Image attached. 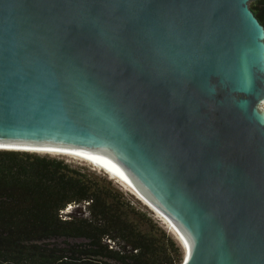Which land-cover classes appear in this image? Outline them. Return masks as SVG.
Masks as SVG:
<instances>
[{
    "label": "water",
    "instance_id": "95a60500",
    "mask_svg": "<svg viewBox=\"0 0 264 264\" xmlns=\"http://www.w3.org/2000/svg\"><path fill=\"white\" fill-rule=\"evenodd\" d=\"M254 1L0 0V146L100 168L182 264H264Z\"/></svg>",
    "mask_w": 264,
    "mask_h": 264
},
{
    "label": "trees",
    "instance_id": "16d2710c",
    "mask_svg": "<svg viewBox=\"0 0 264 264\" xmlns=\"http://www.w3.org/2000/svg\"><path fill=\"white\" fill-rule=\"evenodd\" d=\"M250 8L264 26V0ZM182 262L174 238L106 176L0 149V264Z\"/></svg>",
    "mask_w": 264,
    "mask_h": 264
},
{
    "label": "rangeland",
    "instance_id": "374dc122",
    "mask_svg": "<svg viewBox=\"0 0 264 264\" xmlns=\"http://www.w3.org/2000/svg\"><path fill=\"white\" fill-rule=\"evenodd\" d=\"M37 154H40V153H37ZM40 155H47V156H50V157L63 159L65 162L69 163L71 166L82 167L85 170H87L88 172L94 173V174L99 175V176H106L107 179H109V176L103 170H101L98 167H95L90 162H87L85 160L79 159L77 157L60 155V154H51V153L50 154L49 153L48 154L47 153H41ZM112 183H113L114 186H116V188L120 189L125 194V197L130 201V204L134 208H136L137 210H139L142 213L146 214L147 217H150L151 219L156 221L158 223V225H160L163 229H165L167 231V233L170 234L174 238V240L178 243V245L181 248V253H182V256H183V259H184V253H183V250H182V247H181L180 243L178 242V240L175 237V235L170 231V229L162 221V219L153 210H151L148 206H146L144 203H142L141 201H139L138 199L133 197L124 187H122L118 183L114 182V180L112 181ZM83 210L84 209H82V211ZM72 211H73V209L71 208V209L67 210L66 213H70Z\"/></svg>",
    "mask_w": 264,
    "mask_h": 264
},
{
    "label": "bare ground",
    "instance_id": "6f19581e",
    "mask_svg": "<svg viewBox=\"0 0 264 264\" xmlns=\"http://www.w3.org/2000/svg\"><path fill=\"white\" fill-rule=\"evenodd\" d=\"M0 149L2 150H19V151H28V152H35V153H49V152H45V151H41V150H22V149H17V148H12V147H5V146H0ZM50 154V153H49ZM54 154V153H51Z\"/></svg>",
    "mask_w": 264,
    "mask_h": 264
},
{
    "label": "clouds",
    "instance_id": "9594fccd",
    "mask_svg": "<svg viewBox=\"0 0 264 264\" xmlns=\"http://www.w3.org/2000/svg\"><path fill=\"white\" fill-rule=\"evenodd\" d=\"M93 165V164H92ZM95 166V165H94ZM96 167V166H95ZM106 173V172H105ZM107 174V173H106ZM109 176V180L116 182L118 183L119 185H121L118 181H116L114 178H112L109 174H107ZM122 186V185H121ZM123 187V186H122Z\"/></svg>",
    "mask_w": 264,
    "mask_h": 264
},
{
    "label": "built area",
    "instance_id": "2783aa9c",
    "mask_svg": "<svg viewBox=\"0 0 264 264\" xmlns=\"http://www.w3.org/2000/svg\"><path fill=\"white\" fill-rule=\"evenodd\" d=\"M70 208H71V206H69V207L66 209V211L69 210Z\"/></svg>",
    "mask_w": 264,
    "mask_h": 264
}]
</instances>
